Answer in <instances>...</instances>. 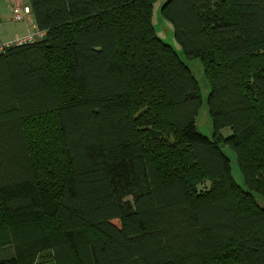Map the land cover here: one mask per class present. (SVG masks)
Returning a JSON list of instances; mask_svg holds the SVG:
<instances>
[{
	"label": "trees",
	"instance_id": "16d2710c",
	"mask_svg": "<svg viewBox=\"0 0 264 264\" xmlns=\"http://www.w3.org/2000/svg\"><path fill=\"white\" fill-rule=\"evenodd\" d=\"M29 1L43 36L0 51V264H86L80 229L90 264H264V0H166L184 58L157 0Z\"/></svg>",
	"mask_w": 264,
	"mask_h": 264
},
{
	"label": "rangeland",
	"instance_id": "374dc122",
	"mask_svg": "<svg viewBox=\"0 0 264 264\" xmlns=\"http://www.w3.org/2000/svg\"><path fill=\"white\" fill-rule=\"evenodd\" d=\"M165 1L166 0H157L154 4L153 25L155 28V32L158 37H160L165 43L170 44L179 53V55L184 58L181 47L174 38L172 24L165 20V18L161 15V7ZM185 61L199 83L200 94L202 97V105L199 108L195 120L197 129L202 134L211 137L213 128L211 118L209 116L208 106L206 103V98L209 93L210 86L206 76L204 75L203 63L201 61V58L195 55L186 57ZM229 134H231V130L229 128H224L221 130L222 136H228ZM224 150L231 158L232 173L235 179L240 182L241 176L237 168L235 154L229 148H225ZM190 177L191 182L195 184L199 190L207 189L210 187L209 181L202 179L196 170L190 171ZM77 242L80 256L83 258L86 264H90L86 234L82 229L77 231Z\"/></svg>",
	"mask_w": 264,
	"mask_h": 264
},
{
	"label": "crops",
	"instance_id": "0c3cea01",
	"mask_svg": "<svg viewBox=\"0 0 264 264\" xmlns=\"http://www.w3.org/2000/svg\"><path fill=\"white\" fill-rule=\"evenodd\" d=\"M29 0H0V43L13 41L17 37H23L32 33L36 40L41 39L38 34L41 31L34 20L32 13H29L22 21L13 19L12 9L14 6H28Z\"/></svg>",
	"mask_w": 264,
	"mask_h": 264
},
{
	"label": "built area",
	"instance_id": "2783aa9c",
	"mask_svg": "<svg viewBox=\"0 0 264 264\" xmlns=\"http://www.w3.org/2000/svg\"><path fill=\"white\" fill-rule=\"evenodd\" d=\"M13 19L16 21H22L26 18V16L30 13V8L28 6H14L13 10ZM39 37L43 36V33H39L38 34ZM36 38L35 36L30 33L27 34L23 37H17L16 39H14L13 41H9V42H4V43H0V51H3L6 47L10 46V45H19V44H23L26 42H31L34 41Z\"/></svg>",
	"mask_w": 264,
	"mask_h": 264
}]
</instances>
